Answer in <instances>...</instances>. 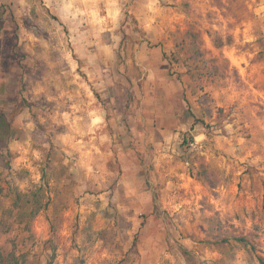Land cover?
<instances>
[{"label": "rangeland", "instance_id": "374dc122", "mask_svg": "<svg viewBox=\"0 0 264 264\" xmlns=\"http://www.w3.org/2000/svg\"><path fill=\"white\" fill-rule=\"evenodd\" d=\"M187 29L224 71L196 93ZM0 109L4 254L264 264V0H0Z\"/></svg>", "mask_w": 264, "mask_h": 264}, {"label": "trees", "instance_id": "16d2710c", "mask_svg": "<svg viewBox=\"0 0 264 264\" xmlns=\"http://www.w3.org/2000/svg\"><path fill=\"white\" fill-rule=\"evenodd\" d=\"M174 49L170 54L164 53V57L168 59L171 66H181L186 68V73L190 76V84L194 93L203 91L207 82H212L216 78L222 76L224 71L218 63L216 57L209 55L208 50L204 47L201 34L194 29L185 31H177L173 33ZM215 45L222 47L223 40L220 36L214 38ZM198 120V118H195ZM21 130L14 127L8 118L6 112L0 109V166L10 167L11 152L8 142L11 139L19 137ZM43 175L46 171L43 170ZM38 209L29 212L33 217ZM240 242H247L245 236L237 238ZM24 258L16 254L14 251L4 254L0 251V264H22Z\"/></svg>", "mask_w": 264, "mask_h": 264}]
</instances>
